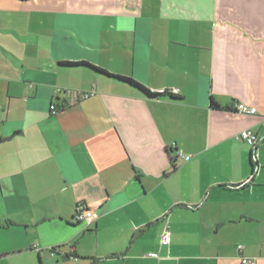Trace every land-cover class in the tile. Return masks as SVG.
<instances>
[{
	"label": "crops",
	"instance_id": "0c3cea01",
	"mask_svg": "<svg viewBox=\"0 0 264 264\" xmlns=\"http://www.w3.org/2000/svg\"><path fill=\"white\" fill-rule=\"evenodd\" d=\"M0 138V264H264V0H0Z\"/></svg>",
	"mask_w": 264,
	"mask_h": 264
},
{
	"label": "built area",
	"instance_id": "2783aa9c",
	"mask_svg": "<svg viewBox=\"0 0 264 264\" xmlns=\"http://www.w3.org/2000/svg\"><path fill=\"white\" fill-rule=\"evenodd\" d=\"M177 91L178 90H172V91H170V93H176ZM87 96H88V94L84 95V97H87ZM50 110H51L52 114L57 113V110L55 109L54 105H52L50 107ZM235 110L240 115H246V116H253L257 112L254 107H247L244 104H236ZM235 140L245 142L248 145H250L251 147H255L259 143V138L257 137V135L253 134L249 130H243V131L239 132L235 136ZM177 153L180 157H183L182 152L180 150L177 151ZM96 219H97V215L94 212L87 209L84 205H77V207L75 209V213H74V221L75 222L82 223V224H84V226H89ZM160 243L163 246H167L170 243V233H169L168 229H166V228L163 230V232L161 234ZM237 249L240 250L241 246H238ZM240 263L241 264H256L255 260L247 259L244 257H242L240 259Z\"/></svg>",
	"mask_w": 264,
	"mask_h": 264
},
{
	"label": "trees",
	"instance_id": "16d2710c",
	"mask_svg": "<svg viewBox=\"0 0 264 264\" xmlns=\"http://www.w3.org/2000/svg\"><path fill=\"white\" fill-rule=\"evenodd\" d=\"M21 1H26V0H21ZM60 66H63V67H68V68H73V67H85V68H88L90 70H93L95 71L96 73H99L107 78H112V79H115L117 81H120L122 83H125L127 85H130L134 88H137L139 89L140 91H142L145 95H147L148 97L152 98V99H157L159 97H162V96H171V94H169L168 92L164 91L163 93L161 94H152L150 93L149 91H147L144 87H142L140 84H138L137 82H135L134 80H132L131 78H126V77H122V76H113V75H110V74H107L106 72L96 68V67H93L85 62H77V63H74V62H64V63H59ZM211 108L212 109H217L218 106L215 104V102L213 100H211ZM8 138L6 139H3V138H0V142L2 141H5L7 140Z\"/></svg>",
	"mask_w": 264,
	"mask_h": 264
}]
</instances>
